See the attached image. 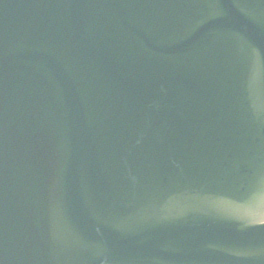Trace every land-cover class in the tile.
<instances>
[{"label": "water", "instance_id": "obj_1", "mask_svg": "<svg viewBox=\"0 0 264 264\" xmlns=\"http://www.w3.org/2000/svg\"><path fill=\"white\" fill-rule=\"evenodd\" d=\"M0 264H264V0H0Z\"/></svg>", "mask_w": 264, "mask_h": 264}]
</instances>
